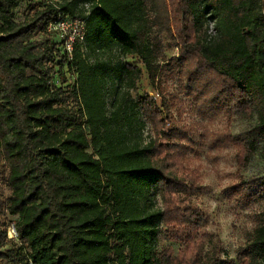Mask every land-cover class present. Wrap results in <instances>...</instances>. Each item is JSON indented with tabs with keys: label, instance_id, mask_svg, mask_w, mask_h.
Listing matches in <instances>:
<instances>
[{
	"label": "trees",
	"instance_id": "obj_1",
	"mask_svg": "<svg viewBox=\"0 0 264 264\" xmlns=\"http://www.w3.org/2000/svg\"><path fill=\"white\" fill-rule=\"evenodd\" d=\"M23 1L0 0V217L16 218L0 219V264H218L191 200L201 188L174 169L157 98L130 96L143 68L103 55L140 58L155 84L166 55L151 33H169L189 80L229 116L257 117L235 138L246 167L264 151V0H37L17 20ZM60 16L84 23L71 56L49 29ZM140 112L155 132L146 144ZM160 223L184 245L177 255L159 250ZM237 258L264 264V220Z\"/></svg>",
	"mask_w": 264,
	"mask_h": 264
},
{
	"label": "rangeland",
	"instance_id": "obj_2",
	"mask_svg": "<svg viewBox=\"0 0 264 264\" xmlns=\"http://www.w3.org/2000/svg\"><path fill=\"white\" fill-rule=\"evenodd\" d=\"M36 1L24 0L15 11V18L23 20L28 5ZM208 33H214L212 25ZM151 38L163 41L166 55L155 84L140 58L125 57L118 48L106 51L103 58L143 68L142 78L138 86L130 90V96L134 100L147 94L157 98L166 120V132H170L164 142L173 152L174 169L179 176L201 188L192 194L191 200L201 209L199 218L208 232L205 252L221 250L218 264H229L231 259L240 264L237 258L240 249L250 243L255 229L264 220V193L257 192L264 177V151L261 148L250 164L243 167L235 138L251 129L257 117L229 116L221 100L213 98V90L204 80L187 78L186 66L177 60L180 49L174 45L171 35L155 28ZM135 134L142 144L155 137L152 124L141 112ZM154 202L162 206L159 196ZM0 219L16 220L12 216ZM157 240L159 250L171 247L175 255L184 246L167 237L164 223L158 226Z\"/></svg>",
	"mask_w": 264,
	"mask_h": 264
},
{
	"label": "built area",
	"instance_id": "obj_3",
	"mask_svg": "<svg viewBox=\"0 0 264 264\" xmlns=\"http://www.w3.org/2000/svg\"><path fill=\"white\" fill-rule=\"evenodd\" d=\"M48 2L58 6L60 0H48ZM51 31H58L64 38V47L67 53L73 54L75 43L82 42L85 39L84 23L75 18H56L49 26ZM9 236L11 239H17L19 234L16 226L12 224L9 228Z\"/></svg>",
	"mask_w": 264,
	"mask_h": 264
}]
</instances>
